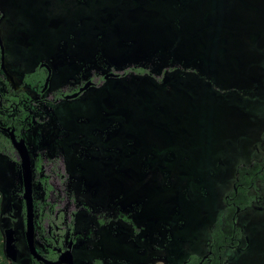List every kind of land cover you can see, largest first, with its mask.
<instances>
[{"label": "rangeland", "instance_id": "374dc122", "mask_svg": "<svg viewBox=\"0 0 264 264\" xmlns=\"http://www.w3.org/2000/svg\"><path fill=\"white\" fill-rule=\"evenodd\" d=\"M232 1L0 0L15 79L40 60L61 82L151 58L160 67L208 60L198 74L110 80L50 109L46 142L64 150L72 195L96 211L131 210L144 227L142 242L117 225L78 244L75 264L95 253L108 264H182L206 253L237 166L260 160L264 147V0ZM31 141L44 142L37 133ZM16 178V166L0 157L2 201L18 202ZM259 187L262 202L239 215L247 239L228 251L231 264H264ZM19 255L30 264L21 243Z\"/></svg>", "mask_w": 264, "mask_h": 264}, {"label": "flooded vegetation", "instance_id": "af4514ba", "mask_svg": "<svg viewBox=\"0 0 264 264\" xmlns=\"http://www.w3.org/2000/svg\"><path fill=\"white\" fill-rule=\"evenodd\" d=\"M4 18L5 14L0 9V135L7 138L11 148H0V157L16 166L17 178L15 181V192L19 197L18 202H16L14 199L10 198V196H7L4 202L0 194L2 209L0 213V232L4 236V244L0 249L3 250L4 260L7 264H22L19 260V246L21 243L24 251L29 256L30 264H46L34 257L29 248L23 170L21 167V158L11 140L12 134L18 141H24L29 152L34 211L33 243L39 255L49 261H58L61 253L66 251L71 244V252L75 264L74 250L78 244L90 243L95 236H106L108 235L106 232L116 228L117 225L119 227L128 226L132 230L134 237H139V242H142L143 237H140V234H142L144 227L141 225L139 226L133 211L119 209L110 214V212L103 209L96 211L95 208L91 207L83 200H76L69 189L70 174L66 171L67 164L63 155L64 150L62 147L54 149L49 146L46 142L47 135H45L44 127H50V125L53 124V120L50 117V109L62 102H71L80 99L82 95L90 89L103 86L110 80H122L137 76L149 77L156 82H162L167 75L173 72L163 74L161 80H155L147 75H138L135 72H126V69L133 66L149 67L151 65L150 63H156L158 66L160 65L154 58H151L143 64H130L120 69L110 67L107 70L92 73L79 81L69 79L61 82L56 80L52 64L45 60H40L34 67H27V69L22 72L21 76L15 79L13 72L10 70L14 41L12 31L9 28L5 31L1 25ZM161 69L162 67L158 68L156 72L161 74ZM27 75H30L29 81L25 80ZM35 133L41 134V138L44 140L41 146H36L31 141V135ZM263 155L264 147L262 148L261 159ZM260 160H254L250 164L240 165H251L255 161ZM237 168L235 171L233 189L225 195L223 210L221 216L215 219L217 221L222 220L228 202L232 199V194L238 191L236 183ZM259 184H264V182H259L258 186ZM258 195L260 200L254 207L260 204L263 199L260 187ZM67 206L69 209L66 208ZM254 207L244 210L240 208L237 209V213L233 219L237 226L241 228L243 238L240 240V244L237 247H230L225 251L224 255L227 257L228 264H231L228 251L239 249L243 241L247 239L243 228L238 222L239 215L243 211ZM80 213L86 214V221H83V219L79 217ZM210 226L209 238L206 243V253L203 255H199L195 252L190 253L182 264H184L192 254H197L202 258L200 264L208 258L210 254L208 245L210 240ZM9 229L13 230V237L15 239L13 242L15 248L14 260L10 259L5 252L6 230ZM101 237L99 238L101 239ZM118 242L120 243V241ZM51 252L55 253V259H50L48 257ZM150 257H152V254ZM97 258H100L104 264H108L106 260L102 256L97 255V253L91 254L88 264H92ZM147 264L157 263L150 260Z\"/></svg>", "mask_w": 264, "mask_h": 264}, {"label": "trees", "instance_id": "16d2710c", "mask_svg": "<svg viewBox=\"0 0 264 264\" xmlns=\"http://www.w3.org/2000/svg\"><path fill=\"white\" fill-rule=\"evenodd\" d=\"M232 2L235 3L234 1ZM217 10H219V8H217ZM227 10V14L233 15V7H227ZM214 54L217 57V50ZM150 64L151 65L149 67H129L126 69V72H135L138 75H147L155 80H161V76L169 72L177 71L183 73L184 75L192 73L198 74L202 68L207 67L208 60L207 58L201 57L198 62H188L187 64L182 63L180 60H175L170 65L163 66L161 74L156 72V70L160 68L156 63ZM29 77L30 75H27L25 80L29 81ZM0 148H11L9 141L3 135H0ZM236 178L238 191L237 193L232 194V199L228 202L222 220H215L210 226V240L208 243L210 254L202 264H228L227 257L224 255L225 251L230 247H237L240 244V240L243 238V233L233 218L235 217L238 208L244 210L254 207L260 200L258 195V183L264 182V155L260 161H255L251 165L238 166ZM1 210L0 202V213ZM48 257L50 259H55V253L51 252ZM201 259L202 258L197 254H192L184 264H200ZM92 264L104 263L100 258H97L92 262Z\"/></svg>", "mask_w": 264, "mask_h": 264}, {"label": "water", "instance_id": "95a60500", "mask_svg": "<svg viewBox=\"0 0 264 264\" xmlns=\"http://www.w3.org/2000/svg\"><path fill=\"white\" fill-rule=\"evenodd\" d=\"M11 140L13 145L15 146L16 150L19 153L21 158V167L23 170V177H24V198L26 200V208H27V239L29 243V248L31 253L37 259L45 262L46 264H74L73 256L71 252V244L69 245L68 249L61 253L59 256L58 261H49L39 255L34 247L33 243V234H34V224H33V198H32V176H31V162L29 157V152L23 140L18 141L15 136L11 135ZM15 241L13 237V230L9 229L6 230V244H5V252L10 259H15V248L13 246V242Z\"/></svg>", "mask_w": 264, "mask_h": 264}]
</instances>
